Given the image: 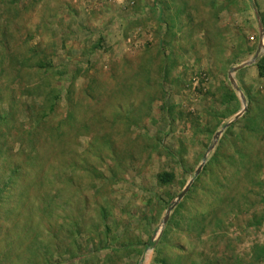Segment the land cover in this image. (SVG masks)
Here are the masks:
<instances>
[{
	"label": "rangeland",
	"instance_id": "1",
	"mask_svg": "<svg viewBox=\"0 0 264 264\" xmlns=\"http://www.w3.org/2000/svg\"><path fill=\"white\" fill-rule=\"evenodd\" d=\"M0 264H264V0H0Z\"/></svg>",
	"mask_w": 264,
	"mask_h": 264
},
{
	"label": "trees",
	"instance_id": "2",
	"mask_svg": "<svg viewBox=\"0 0 264 264\" xmlns=\"http://www.w3.org/2000/svg\"><path fill=\"white\" fill-rule=\"evenodd\" d=\"M60 99V96L56 93L54 94L53 98L51 97L50 100L52 101L51 103V106L50 108L47 110V112L44 110L43 113L41 114V116L38 118H36V120H34L35 122V125H39L42 121H44V119L49 116L51 113H53L54 109H55V106H56V103L58 102V100ZM33 116H31L32 118ZM28 137H29V142H32V139H33V130L30 129V130H27L26 131ZM170 177V174H167V173H162L158 176V181L160 183H164L167 178ZM145 248H152V249H156L157 247V244L153 243V242H148L146 244H144Z\"/></svg>",
	"mask_w": 264,
	"mask_h": 264
},
{
	"label": "water",
	"instance_id": "3",
	"mask_svg": "<svg viewBox=\"0 0 264 264\" xmlns=\"http://www.w3.org/2000/svg\"><path fill=\"white\" fill-rule=\"evenodd\" d=\"M189 185L190 184H188L186 187H185V189L182 191V193H181V195H180V197L179 198H181L182 197V195H184V193H186V191L188 190V188H189ZM165 220H166V217H165ZM164 220V221H165Z\"/></svg>",
	"mask_w": 264,
	"mask_h": 264
}]
</instances>
